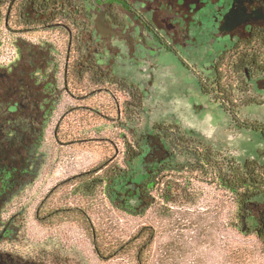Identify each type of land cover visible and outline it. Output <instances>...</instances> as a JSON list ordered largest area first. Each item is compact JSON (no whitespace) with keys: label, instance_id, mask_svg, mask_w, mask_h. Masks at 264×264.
<instances>
[{"label":"rangeland","instance_id":"obj_1","mask_svg":"<svg viewBox=\"0 0 264 264\" xmlns=\"http://www.w3.org/2000/svg\"><path fill=\"white\" fill-rule=\"evenodd\" d=\"M82 1L101 37L99 24L111 28L104 7L95 0ZM133 1L149 18L145 0ZM202 1L185 33L183 20L180 27L169 28L180 33L175 46L181 56L199 70L209 67L250 27L264 28V0ZM4 12L1 5L0 161L6 165L0 164V264H135L128 254L99 260L87 232L77 225L48 230L33 220L34 207L49 188L106 157L121 161L131 136L116 118V102L123 101L118 94L111 97L85 84L90 98L78 100L65 90L64 35L14 31L5 26ZM159 16L164 20L163 14ZM170 23L166 18L165 25ZM156 24L171 42L164 23ZM127 33L123 38L111 35L108 41L98 38L99 62L141 89L143 108L134 124L137 136L149 134L155 123H175L188 136L240 163L246 159L264 162V141L236 128L229 115L201 93L197 79L177 57L134 20ZM251 85L262 104L243 108L241 116L264 122V75ZM142 145L145 157L135 162L129 178L117 187L116 203L121 206L138 207L149 172L169 155L155 139H145ZM165 191L171 193L169 202L160 199V187H153L154 202L142 215L121 211L98 194L93 219L112 242L151 227L155 231L153 264H264L260 245L227 190L193 182L183 187L171 184Z\"/></svg>","mask_w":264,"mask_h":264},{"label":"trees","instance_id":"obj_2","mask_svg":"<svg viewBox=\"0 0 264 264\" xmlns=\"http://www.w3.org/2000/svg\"><path fill=\"white\" fill-rule=\"evenodd\" d=\"M121 1L126 0H95L106 5L107 11L115 9V3ZM1 5L5 8L4 24L9 29L31 33L58 32L65 36V90L78 100L90 98L89 91L85 94V84L111 97L118 94L123 101L116 102V118L122 131L131 136L121 161L106 157L94 167L68 176L49 188L33 210V220L39 226L48 230L68 224L81 227L101 261L128 254L135 264H153L150 253L155 231L146 226L127 239L115 242L106 239L103 229L93 219L94 199L102 194L111 206L142 215L154 202V186L160 187V199L169 202L171 193L165 189L171 184L183 187L199 182L214 184L231 194L248 231L264 253V162L246 159L240 163L233 156L188 136L175 123H155L149 134L137 136L134 124L143 108V93L135 83L115 75L99 62L100 49L94 26L85 16L86 4L82 0H0ZM165 45L168 51L177 54L171 45ZM181 60L197 79L201 93L218 104L236 128L250 131L264 141V122L245 119L240 113L243 108L262 104L253 95L251 82L264 75L263 27H250L225 48L211 66L202 70ZM99 112L105 119L108 117ZM57 133L59 131L55 130ZM142 139L159 141L169 155L157 161V166L149 172L138 207L121 206L116 203V190L129 178L135 162L145 157ZM0 164L4 166L6 162L0 161Z\"/></svg>","mask_w":264,"mask_h":264},{"label":"flooded vegetation","instance_id":"obj_3","mask_svg":"<svg viewBox=\"0 0 264 264\" xmlns=\"http://www.w3.org/2000/svg\"><path fill=\"white\" fill-rule=\"evenodd\" d=\"M83 3L85 4V2ZM100 5L104 7L103 9H104L105 21L107 22L108 25L111 26V28L105 29L101 25L100 28L102 33L101 37L97 34L96 30L94 29V36L96 38V41L98 42L99 49L101 47L100 45L101 41L99 39L102 40V38H104L105 40L108 41L111 35H116L117 37H119L120 35V38H123L122 35L128 34L127 31L129 29L130 22L134 20L138 25H141L166 51L168 50L166 49L165 44L171 45L177 51V54L172 53L170 51L168 52L174 55L175 57H177L181 65L184 66V63L181 59H183L184 61L185 59L181 56L180 52L177 50L175 46V43L177 42L176 36H179L180 33H176L175 31L172 32L169 30V28L171 27L176 28V26L180 27L181 23L179 21L183 20L182 22L185 25V27L182 28V31L185 33L186 32L185 29L188 24L187 22H190L191 16L194 13H196L198 10H200V8L203 6L202 0H145L144 8L150 12L149 18L145 15V13L140 7L138 8L135 6L133 0H126L125 2L121 1L118 3L116 2L114 5L115 9H109L108 11L106 5L104 4H100ZM192 5L193 7L190 10V7ZM169 13H171L172 17L169 16ZM161 14L164 15V20L159 16ZM85 16L88 22H90L88 11ZM166 18L167 19L169 18L171 20V23L167 24V26L165 25ZM173 18L176 19L175 22L173 21ZM156 22L160 24L164 23L165 28L169 31L168 32L169 35L173 38L171 42H169L168 39L161 33ZM186 34H184L183 37H185ZM239 37L240 35L237 37V39ZM100 53H101V49H100Z\"/></svg>","mask_w":264,"mask_h":264},{"label":"water","instance_id":"obj_4","mask_svg":"<svg viewBox=\"0 0 264 264\" xmlns=\"http://www.w3.org/2000/svg\"><path fill=\"white\" fill-rule=\"evenodd\" d=\"M99 27L101 28L100 24H99Z\"/></svg>","mask_w":264,"mask_h":264}]
</instances>
